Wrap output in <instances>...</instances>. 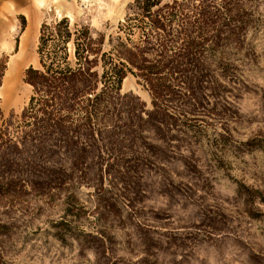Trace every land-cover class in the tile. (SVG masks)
I'll return each mask as SVG.
<instances>
[{
  "label": "rangeland",
  "instance_id": "obj_1",
  "mask_svg": "<svg viewBox=\"0 0 264 264\" xmlns=\"http://www.w3.org/2000/svg\"><path fill=\"white\" fill-rule=\"evenodd\" d=\"M133 1L0 0V264H264V0H175L205 48L158 107L127 72L90 127L23 123L41 25L131 48Z\"/></svg>",
  "mask_w": 264,
  "mask_h": 264
},
{
  "label": "trees",
  "instance_id": "obj_2",
  "mask_svg": "<svg viewBox=\"0 0 264 264\" xmlns=\"http://www.w3.org/2000/svg\"><path fill=\"white\" fill-rule=\"evenodd\" d=\"M162 1L134 0L129 6L132 12L120 24V30L127 36L139 31L138 44L127 38L132 43L127 48L117 37L118 45L107 53L102 51L103 38H92L86 26L74 24L70 28L66 17L49 25L43 23L37 47L42 70L29 68L25 72V82L33 87L34 94L23 110V123L29 126L39 116L44 123L55 126L73 121L69 113L75 111L83 114L76 121L90 127L103 119L106 99L119 93L127 72L147 85L155 107L174 88L191 90L183 80L185 72L197 68L198 56L205 48L196 41L199 36L195 34L202 22L198 17L201 6L192 5L194 10L189 15L185 4ZM69 42L73 45L72 58L67 49ZM147 46L152 47L150 58L144 57ZM5 70L6 61L0 60V85ZM4 133L0 130V143L4 142Z\"/></svg>",
  "mask_w": 264,
  "mask_h": 264
}]
</instances>
